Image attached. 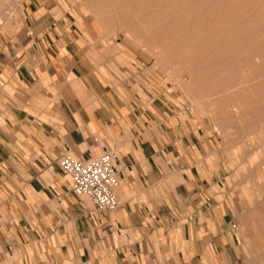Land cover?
<instances>
[{"label":"crops","instance_id":"crops-1","mask_svg":"<svg viewBox=\"0 0 264 264\" xmlns=\"http://www.w3.org/2000/svg\"><path fill=\"white\" fill-rule=\"evenodd\" d=\"M21 1L23 23L0 29V264H240L213 132L102 43L83 0ZM105 149L113 211L57 161Z\"/></svg>","mask_w":264,"mask_h":264},{"label":"rangeland","instance_id":"rangeland-1","mask_svg":"<svg viewBox=\"0 0 264 264\" xmlns=\"http://www.w3.org/2000/svg\"><path fill=\"white\" fill-rule=\"evenodd\" d=\"M82 3L103 29L104 45L119 47L125 65L168 85L198 124L213 132L224 156L240 264H264V30L256 29L264 20V0ZM1 21L0 29L20 26L22 1L0 0Z\"/></svg>","mask_w":264,"mask_h":264},{"label":"built area","instance_id":"built-area-1","mask_svg":"<svg viewBox=\"0 0 264 264\" xmlns=\"http://www.w3.org/2000/svg\"><path fill=\"white\" fill-rule=\"evenodd\" d=\"M116 154L105 149L91 159L74 157L68 152L58 157L61 170L71 178L69 189L77 196H86L101 211H113L120 205L116 188L119 176L115 166Z\"/></svg>","mask_w":264,"mask_h":264},{"label":"bare ground","instance_id":"bare-ground-1","mask_svg":"<svg viewBox=\"0 0 264 264\" xmlns=\"http://www.w3.org/2000/svg\"><path fill=\"white\" fill-rule=\"evenodd\" d=\"M226 4H227V3H226ZM229 4H230V3H229ZM222 6H223V5H222ZM250 6H251V5H250ZM263 6H264V5H263ZM223 7H225V9H226V8L229 7V5H228V6L226 5V6H223ZM223 7H222V8H223ZM230 7H231V6H230ZM253 7H255V6H253ZM217 8H218V9H217ZM217 8H216V9L219 10L220 7H217ZM232 8H234V6H233ZM235 8H236V7H235ZM251 8H252V7H251ZM260 8H261V7H260ZM228 9H229V8H228ZM252 9H253V8H252ZM246 10H248V9H246ZM215 11H216V10H215ZM250 11H253V10H250ZM259 11L261 12L262 10L259 9ZM240 12H241V11H240ZM245 12H246V11H245ZM254 12L256 13L257 10L254 11ZM246 14H248V13H246ZM250 14H251V13H250ZM241 15H242V13H241ZM243 15H244V14H243ZM251 15H253V14H251ZM262 16H263V15H262ZM262 16H261V17H262ZM255 17H256V16H255ZM256 19H258V18H256ZM256 22H257V21H256ZM261 22L263 23L264 20H262ZM261 22H260V23H261ZM252 23H255V20H254V22L252 21L251 24H252ZM257 23H258V22H257ZM257 23H255V25H256ZM260 23H259V26H260V27H257L258 25H256V27H257L256 29H258V31H261V32H262V31L264 30V28H263L264 26L262 27V25H264V24H261V25H260ZM208 25H209V24H208ZM255 25H253V26H255ZM209 26H211V25H209ZM245 28H246V27H245ZM249 28H250V27H249ZM249 28H248V29H249ZM251 28H252V27H251ZM254 28H255V27H254ZM254 28H253V29H254ZM244 30H247V28L244 29ZM211 43H212V42H211ZM261 51H263V50H261ZM263 52H264V51H263ZM262 54H263V53H262ZM204 65H205V64H204ZM206 65H207V64H206ZM206 65H205V66H206ZM208 65H209V64H208ZM208 67H209V66H208ZM212 73H213V72H212ZM258 80H259V79H258ZM249 88H250V87H249ZM262 206H263V205H262Z\"/></svg>","mask_w":264,"mask_h":264}]
</instances>
